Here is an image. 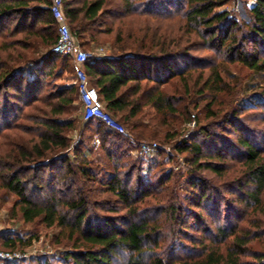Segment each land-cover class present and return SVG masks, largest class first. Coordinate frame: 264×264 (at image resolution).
I'll list each match as a JSON object with an SVG mask.
<instances>
[{
  "label": "trees",
  "instance_id": "16d2710c",
  "mask_svg": "<svg viewBox=\"0 0 264 264\" xmlns=\"http://www.w3.org/2000/svg\"><path fill=\"white\" fill-rule=\"evenodd\" d=\"M232 1L63 0L70 31L81 47L110 41V54L90 57L85 72L104 109L127 127L135 143L160 138V133L168 141L176 135L178 120L190 114V105L198 107L196 100L206 99L210 120L175 146L193 172L187 178L192 195L183 207L174 194L165 195L164 204L146 205L145 199L162 191L171 173L156 169L151 174L155 185L145 180L140 161L127 160L133 149L128 137L97 119L75 114L77 87L48 89L47 78L57 60L70 63L51 51L57 24L50 1L0 0V34L11 26L23 35L21 43L32 36L50 46L42 59L47 68H36L32 79L21 70L14 72L9 58L0 56V132L11 128L24 106L40 113L28 116L33 124L25 131L31 135L33 128V138L10 140L9 149L0 155V187L17 196L11 210L16 209L24 222L56 225L73 240L64 262L264 264V247H253L254 242L264 243L262 219L254 216L249 227H239L247 208L261 210L264 150L255 139L264 133H256L251 124L264 123V102L255 97L241 104L219 72V62L224 61L264 73V0L249 6L248 21L218 9ZM253 109L260 110L254 114L259 119L249 116ZM79 121L97 136L109 161L101 174L83 146L75 149L74 160L66 155L68 133ZM170 159L164 156L156 166ZM234 159L240 167L231 164ZM205 170L230 180H207L199 174ZM101 193L107 196L98 198ZM232 200L239 209L232 207ZM97 209L124 212L99 216ZM163 212L168 226L162 225ZM210 219L214 227L207 225ZM14 241L8 239L3 248L12 249Z\"/></svg>",
  "mask_w": 264,
  "mask_h": 264
},
{
  "label": "rangeland",
  "instance_id": "374dc122",
  "mask_svg": "<svg viewBox=\"0 0 264 264\" xmlns=\"http://www.w3.org/2000/svg\"><path fill=\"white\" fill-rule=\"evenodd\" d=\"M254 0H233L231 3L219 7V10H229L232 11L239 21H248L249 20V6L252 5ZM136 22V21H135ZM138 22L140 19L138 18ZM136 24V23H134ZM10 26L7 29L2 30L0 34V56L2 60L5 58H9L12 62L13 71L21 70L23 74L28 79H32L35 75V69L47 68L43 63V56H45L50 51V46L41 45L40 41L36 37L28 36L25 37V42L21 43L20 38L23 35L21 33L14 32ZM0 29H2L0 27ZM57 34L56 29H54V35ZM25 45V49L22 47ZM109 40H101L99 43H91L86 46H82L84 50L94 55H97L98 49H103V55H108L111 52ZM26 46L28 49H26ZM193 54L197 56H202L205 54V51H192ZM22 54L24 56L22 57ZM55 71L50 73V76L47 78V87L48 89H52V86L59 87L65 86L67 88L75 86L73 83L74 77L70 68V63L67 59L63 63L57 60ZM202 69V67H200ZM200 68L196 69L191 75L190 81L196 78L198 72L201 70ZM202 73L206 76L209 74L208 69H202ZM56 72V73H55ZM219 72L223 76L224 80L229 84L231 88L235 90L234 96L237 97L238 101L243 104L245 102L255 101V97H259L260 100L264 102V73L257 72L246 68L238 63H228L224 61L219 62ZM54 74V76H53ZM176 82V80H175ZM180 81H178L179 83ZM177 83V82H176ZM172 84V83H171ZM170 85V84H169ZM204 98V97H203ZM196 100L199 101L200 104L198 107H194L190 105L189 110L190 114L185 116L184 121L178 120L175 127L176 135L167 141V138L162 137V133H160V138H150L144 141H155L158 143L159 147L154 156L148 160L149 170L143 171L141 169L142 174L146 173L147 175H142V177L149 181L152 180L153 184L155 183V179L153 173L156 169L162 170L163 174L171 173V177L168 181L163 185V190L159 191L157 194L149 195L145 201L146 205L154 206L156 204H164L163 199L165 195L174 194L177 196L178 201L183 204V207L186 206L189 202V196L192 195V188L188 183V176L192 174V169L186 164L184 161V153H178L176 151V144L180 142L184 138H188L190 134L195 132L197 128L206 123L208 119V115L206 114V107L204 106L206 99ZM258 99V98H257ZM194 100V99H193ZM38 107H42L41 102H38ZM203 106V107H202ZM75 114L79 117H82L83 108L80 105L79 99L77 98L75 101ZM148 112L150 110L149 107L145 108ZM149 109V110H148ZM249 113V116H256L255 118L259 119V116L254 115L255 112L260 111L259 109H253ZM254 112V113H253ZM38 112L32 110L31 107H23L22 112L19 115L11 120V128H7L1 130L0 132V155L3 154L6 150L9 149L7 146L10 140L20 141L26 139V136L33 138L35 134L34 129L32 128L31 135H26V129L28 126H31L33 122L28 119L29 117H36ZM194 114V117H192ZM217 119V117H215ZM80 120V119H79ZM147 120V119H145ZM192 120H194V124L192 125ZM212 120H215L214 118ZM188 123H190V127H188ZM207 124V123H206ZM256 128V133L263 132L264 133V123L261 121L255 120L252 124ZM126 127V126H125ZM127 128V127H126ZM173 132V130H171ZM164 133V132H163ZM187 133V135H185ZM70 144L66 151V155L70 157V159L74 160V152L75 149L82 148L83 152L86 155V158L89 160L95 161V164H98L100 170L108 169V160L104 156V152L98 147V138L92 133V131L84 128L83 121H79L74 128H72L69 133ZM136 138H134V142L132 145L133 149L129 152V161L136 162L138 159L142 164V157L136 155V151L138 148V142L135 143ZM258 145L264 150V137H258L255 139ZM82 143V145H81ZM264 152V151H263ZM164 156H170L171 159L168 162H163L160 168H158L157 163L163 160ZM231 164L235 167H240L239 162L237 160L230 161ZM140 171V172H141ZM50 173V170L45 171V176ZM152 174V176H151ZM199 174H202L206 177V179L211 178L215 180L217 183L222 180H230L225 178L219 179V177L210 173L208 170L201 171ZM100 176V175H98ZM207 179V180H208ZM210 179V180H211ZM155 185V184H154ZM155 192V191H154ZM44 195V194H43ZM107 194L101 193L98 195V198H105ZM229 199L231 196L228 197ZM17 196L14 194H10L0 187V250L9 251L11 253H16L17 257H13L11 259H1L0 264H40L43 261L49 262L50 264H69L68 262H64L63 257L65 253L74 248V242L72 239H69L66 233L62 234L60 227L46 226L40 221L33 222H24L19 214V212L15 210H11L13 203L16 201ZM166 200V199H165ZM232 207L234 209H239V205L232 200ZM167 203V202H166ZM167 205V204H166ZM142 206V204L140 205ZM223 207V206H222ZM221 207V209H222ZM261 210L258 211L256 207L253 209L247 208L244 217V220L240 222L239 227L247 228L250 225L251 220H253L254 216H259L264 222V212L261 215V211H264V189L261 193V202H260ZM97 214L99 216L110 215L114 216L116 214H122L124 211L120 212H112L105 211L101 209H97ZM240 211V210H239ZM166 213V212H165ZM164 212L162 213V220L166 216ZM162 221V222H163ZM169 219L164 221L162 225L168 226L170 225ZM179 225V224H178ZM210 227H214L215 221L210 219L207 223ZM181 227V225H179ZM197 236V232L192 233ZM9 240H15L16 243L12 249H5L3 247L5 242ZM253 247L257 249H261L264 247L263 242H254ZM7 248V247H6ZM43 257V258H41ZM40 258V259H39ZM40 261V263H39Z\"/></svg>",
  "mask_w": 264,
  "mask_h": 264
},
{
  "label": "built area",
  "instance_id": "2783aa9c",
  "mask_svg": "<svg viewBox=\"0 0 264 264\" xmlns=\"http://www.w3.org/2000/svg\"><path fill=\"white\" fill-rule=\"evenodd\" d=\"M49 1V10L57 24V39L52 45L51 51L70 59L74 77L73 83L77 87L78 99L83 108L84 120L89 118L97 119L108 128L125 135L131 142H134V137L128 129L104 109L97 90L90 85L84 64L90 57L94 56V54L84 50L71 33L63 10V0ZM102 52V48L98 49L97 55L102 56ZM192 117H194V114H192ZM191 123L193 125L195 123L194 120H192ZM190 125L191 124L188 123V127H190ZM185 135H187V133ZM158 147L159 145L155 141L143 140L138 143L136 155L143 158L141 164L143 171H147L149 167L148 160L154 156ZM13 257H17L16 253L0 250L1 259H11Z\"/></svg>",
  "mask_w": 264,
  "mask_h": 264
}]
</instances>
